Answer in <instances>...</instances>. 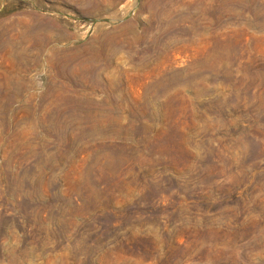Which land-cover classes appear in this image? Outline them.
Returning <instances> with one entry per match:
<instances>
[{
	"label": "rangeland",
	"instance_id": "rangeland-1",
	"mask_svg": "<svg viewBox=\"0 0 264 264\" xmlns=\"http://www.w3.org/2000/svg\"><path fill=\"white\" fill-rule=\"evenodd\" d=\"M0 264H264V0H0Z\"/></svg>",
	"mask_w": 264,
	"mask_h": 264
}]
</instances>
